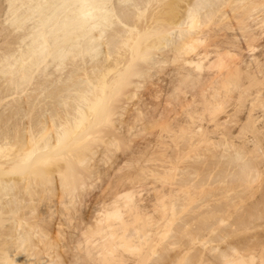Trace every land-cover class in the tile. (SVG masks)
<instances>
[{"label": "bare ground", "instance_id": "bare-ground-1", "mask_svg": "<svg viewBox=\"0 0 264 264\" xmlns=\"http://www.w3.org/2000/svg\"><path fill=\"white\" fill-rule=\"evenodd\" d=\"M7 1L4 22L32 15L0 59L7 104L142 12L54 87L74 113L3 133L0 264H264V0Z\"/></svg>", "mask_w": 264, "mask_h": 264}, {"label": "water", "instance_id": "water-1", "mask_svg": "<svg viewBox=\"0 0 264 264\" xmlns=\"http://www.w3.org/2000/svg\"><path fill=\"white\" fill-rule=\"evenodd\" d=\"M141 2L142 0H133L132 3L135 7H140L141 6ZM9 2L7 0H0V16H4L5 13H7L5 10L7 8V4ZM125 8V7H124ZM123 8V9H124ZM128 10L129 8L126 7ZM123 9L119 8V6L115 9V12H116V16L118 17V19L121 21V22H127V19L126 17L123 15ZM32 17L29 16L26 20V22ZM25 22V24H26ZM3 27V30L5 32L8 33V35L10 36L11 38V43L12 44H15L17 43L20 39H21V29L25 26V24H19V25H16L14 24L12 21H8V22H1L0 23ZM105 37H104V44L106 46V48H108V50H112V45L110 44V31H106L105 32ZM5 34V33H4ZM4 34L2 33V31L0 32V37H3ZM2 51V54L0 55V59L4 56V54L8 51H10L9 48H3L1 49ZM65 68L67 66H78V62L75 63L73 60H69L68 62H66L64 65H63ZM64 68V69H65ZM67 75H69V73H66ZM66 75V76H67ZM54 77V75H52ZM38 78V77H37ZM43 78V77H42ZM40 79V80H36L35 81V85H34V92H35V97L33 100H26L24 99V97L26 95H24L22 97V99H15L13 100V102L11 104H13L12 106V109L14 108L15 109V116H18L19 117V120L20 122L22 123H26L27 121V116H28V113L29 112H33L34 114H37L39 115V118L44 116L45 112L49 110L50 106L51 105H54V106H57L58 107V99H61V101L63 99H66L68 98L70 95L68 94L70 91L69 90H66L65 92H63L62 94L60 93V96L59 97H53V94L52 93H55L54 91H52L50 88H51V85H50V81L49 80H46V79ZM78 78L77 75L75 74H72V75H69L68 77V80L69 82L65 83L64 84V87L66 85H71L70 83L72 81H76ZM2 87V84L0 85V89ZM64 87L62 86L60 90L63 91ZM2 91H6L4 88L2 90H0V95L2 94ZM72 91H75V90H72ZM64 109H67V107H64ZM63 110V108H62ZM72 110H74L73 106H71L69 109H67L68 112H72ZM65 111V110H63ZM39 122V120H38ZM37 122V123H38ZM39 124V123H38ZM5 129L6 130H1L0 131V141L4 140V137H3V133L4 132H8L9 135H8V138L7 140H14V136H13V131H14V127L10 125V121H8L6 124H5ZM6 140V139H5Z\"/></svg>", "mask_w": 264, "mask_h": 264}, {"label": "rangeland", "instance_id": "rangeland-1", "mask_svg": "<svg viewBox=\"0 0 264 264\" xmlns=\"http://www.w3.org/2000/svg\"><path fill=\"white\" fill-rule=\"evenodd\" d=\"M149 1H150V0H149ZM149 1L147 0L146 2H148V4H149ZM144 2H145V0H144V1L142 0L141 5H143V7H142V9H141V7H140V10H144L145 7H147V5L145 6V3H144ZM148 6H150V5H148ZM119 7H120L121 9H123L125 6H122L123 8H122L121 6H119ZM125 8H126V7H125ZM125 8H124V10H123V15L126 16V19L132 21V24H133V20H134V19H133V18H134L133 15H134L135 12L137 13L138 10H135V9H131V10L129 9V10H127V9H125ZM146 10L149 11V7H148V9H146ZM146 10H145V11H146ZM133 12H134V13H133ZM141 12H142V11L138 12L137 14H139V13H141ZM143 12H144V11H143ZM137 14H135V15H137ZM132 17H133V18H132ZM136 17H137V16H135V18H136ZM131 19H133V20H131ZM0 20L3 21V17H2V16H0ZM128 20H127V22H128L130 25H129L128 23H126V22H125V23L121 22V23H123V24H125V25L128 24V25H129L128 27H124L125 25H123L124 29H122V25H120V24H121V23H120L118 26H117V25L114 26L115 28H113V31L110 32V34L112 33V34H111V37H110V43H111L112 46L117 47L115 44L119 45L121 36H123L124 34L128 33V32H126V30H127V29L129 30V27H130V26H133L134 24H136V21H137V20L135 19V23H134L133 25H131V22H129ZM1 21H0V22H1ZM138 25H139V24H138ZM134 26H135V25H134ZM120 27H121V28H120ZM1 28H3V27L0 25V29H1ZM118 28H120V31H119ZM125 28H126V30H125ZM130 28H131V27H130ZM121 29L124 30L126 33H123L124 31L122 32ZM111 30H112V29H111ZM111 30H109V31H111ZM114 30H115V31H114ZM116 30H117V33H116ZM128 30H127V31H128ZM1 31H2L3 34H4V33H5V34H4L3 37H0V55L2 54L1 49L5 48V47H7V48L9 47V48L13 49V47L15 46V44H12V43H11V38H10V36L8 35V33L5 32L3 29H2ZM1 31H0V32H1ZM113 32H114V34H115V33H116V34L114 35ZM119 32H120V33H119ZM121 32H122V33H121ZM118 34H123V35H119V37H120V38H119L118 36H116V35H118ZM112 35H113V36H112ZM114 37H115V38H116V37L118 38V39L116 38L117 41H115V38H114ZM124 37H125V35H124ZM112 38H113L114 40H113ZM114 41L116 42L115 44H114ZM117 42H118V43H117ZM119 46H120V45H119ZM119 46H118V47H119ZM105 47H106V46H105ZM112 48H113V47H112ZM11 49H10V50H11ZM106 49L108 50V48H106ZM106 49L104 48V55H103V56H104V57H103L104 59H103V60H97V61L95 60V61H93L92 63H93L94 65H92V63L90 64V65L92 66V68H90V70H89V68H87V67H90V65H88L87 67H86V66H81V67H80V65L82 64V63H81V64H78L79 67H76V68H74V66H67V67L65 68L66 71H70V72H69V75H72V74H74V72L76 73V71H77L79 68H80V69H83V68L85 67V70L88 69L87 72H89V74H93L92 70H93L94 72H97L98 70H95V67L97 68L98 65H99L100 67H103V65H105V64H104V61H105V59L107 58V54H109V55L111 56V53H108V52H112V51H113L112 55H113V56H115V55L117 56V54L115 53V52H116V49H115V48H114L113 50H110V51L108 50L107 52H106ZM114 50H115V52H114ZM114 54H115V55H114ZM109 55H108V56H109ZM105 56H106V57H105ZM102 61H103V62H102ZM95 62H96V63H95ZM99 62H100V64H99ZM101 62H102V63H101ZM82 65H83V64H82ZM84 65H85V64H84ZM101 65H102V66H101ZM99 66H98V68H99ZM77 68H78V69H77ZM86 68H87V69H86ZM75 69H76V70H75ZM66 71H64V72H66ZM90 71H91V72H90ZM77 72H79V70H78ZM82 72H84V70H83V71L80 70V73H82ZM66 73H68V72H66ZM70 73H71V74H70ZM80 73H78V74H80ZM56 74H57V73H56ZM78 74L76 73V75H78ZM64 75L66 76L67 74H64ZM69 75H68L67 77H69ZM81 75H83V74H81ZM56 76H57V75H56ZM65 76H64L63 79H64L65 81L69 82L68 79H66ZM78 77H79V76H78ZM82 78H83V77H82ZM79 79H81V77H79ZM83 79H84V78H83ZM83 79H82V80H83ZM50 81H51V80H50ZM65 81H63V82L66 83ZM61 82H62V81H61ZM61 82H60V84H61ZM63 82H62V85H63ZM57 84L59 85V82H58ZM0 85H1V84H0ZM62 85H60V86L62 87ZM55 86H56V84H54L53 86L51 85V88H53V89L50 88V89L53 90L54 92H56V90L59 89V88H57L58 86H56L57 89L54 90V89H55V88H54ZM61 87H60V88H61ZM32 91H33V90H32ZM32 91H31V93H30V91H28L27 94H26L27 96L24 97V99H26V100H33L34 97H35V95H34V93H33ZM29 93H30V94H29ZM72 93L76 94L77 92L75 93V91H74V92H72ZM72 93H71V91H70V93H68V94L74 95V94H72ZM59 100L61 101V99H59ZM65 100H66V99H65ZM0 101H1V100H0ZM3 101H4V100H2V101L0 102V105H1V106H0V114H1V118H0V119H1V122L3 123V124H2V127L4 128L3 130H6L5 127L3 126V125H5L4 122H5L6 119H9V118H10L9 121H10V125H11V126H14V125H15V122H16V125L14 126V128H15V129H16V128L19 129V128L21 127V128L23 129V128H24V125H25L26 123H24V125H23V124H22L23 122H22V123L20 122V120L18 119V118H19L18 116L15 117V115H12V114H15V113H14V112H15V109H14V108L12 109L13 104H7V103H5V101H4V102H3ZM62 101L64 102V99H63ZM62 101H61L62 106H60V105H61L60 103H59L60 105L58 104V105H59L58 109H59L60 111H63L62 108H64V107H63V102H62ZM11 102H13V100H12ZM11 102H10V103H11ZM67 102H68V101H65V105H64V106H65V107H66V106H69V108H70V107H71L70 105H73V104L66 105ZM3 104H4L5 107L2 106ZM6 104H7V105H6ZM67 104H68V103H67ZM8 106H9L10 108H7ZM50 107H54V105H51ZM73 107H74V105H73ZM67 108H68V107H67ZM69 108H68V109H69ZM3 109H5V110L3 111ZM6 109H7V111L10 110L11 112H10V111L7 112ZM11 109H12V110H11ZM50 110H51V109L49 108V111H50ZM2 111H3V112H2ZM5 111H6V113H11V114H9L10 117H8V115H5V114H6ZM13 111H14V112H13ZM47 112H48V111H47ZM47 112H46V113H47ZM50 112H51V111H50ZM72 112L74 113L75 111L72 110ZM46 113L44 114V116H47V114H48L49 112H48L47 114H46ZM2 114H3V115H2ZM30 114H32V115H36V114H34V113H28V116H27V117H28V118H27L28 120H27L26 122H28V123L30 122V123H29L30 125H29V124H26L25 127L27 128V127L29 126V129H31V130L34 129V131H38V130H39V127H38V125H37V124H38V123H37V122H38L37 120H40L41 117L38 118L39 115L32 116V115H30ZM72 115H73V114H72ZM3 116H4V117L7 116V117L5 118V120L3 119V118H4ZM11 116L13 117V119H12ZM44 116H42L43 118H41V119H44V118H45ZM49 116H51V114H50ZM2 117H3V118H2ZM14 117L18 120V122H17V120H16V121L13 123V125H12V122H13V120H14ZM34 117H35L36 119H34ZM47 117H48V116H47ZM31 118H32L33 120H32ZM2 119H3V120H2ZM11 120H12V121H11ZM34 120H35V121H34ZM7 121H8V120H6V122H7ZM59 121H62V120H61V119H60V120L58 119V121L55 120L56 124H57V122H59ZM18 123H19V124H22V125H19V128H18ZM33 123H34V124H33ZM60 123H63V122H60ZM35 124H36V125H35ZM34 125H35V126H34ZM58 125H59V123H58ZM16 126H17V127H16ZM32 126H34V127L32 128ZM0 127H1V123H0ZM37 127H38V129L36 130ZM0 129L2 130V128H0ZM15 129H14V131L17 130V129L15 130ZM24 129H25V128H24ZM24 129H23V130H24ZM20 130H21V129H20ZM14 131H13V133H14ZM21 133H23V131H21ZM13 136H14V134H13ZM2 141L5 143V140H2ZM8 141H9V140H8ZM7 143H8V142H7ZM7 143H5V144H7ZM145 193H146V192H143L142 194H145Z\"/></svg>", "mask_w": 264, "mask_h": 264}]
</instances>
